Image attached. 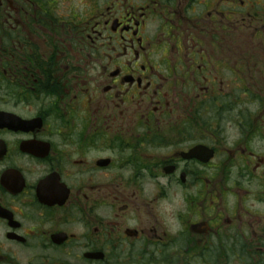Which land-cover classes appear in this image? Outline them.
I'll list each match as a JSON object with an SVG mask.
<instances>
[{"label": "flooded vegetation", "instance_id": "obj_1", "mask_svg": "<svg viewBox=\"0 0 264 264\" xmlns=\"http://www.w3.org/2000/svg\"><path fill=\"white\" fill-rule=\"evenodd\" d=\"M0 264H264V0H0Z\"/></svg>", "mask_w": 264, "mask_h": 264}]
</instances>
